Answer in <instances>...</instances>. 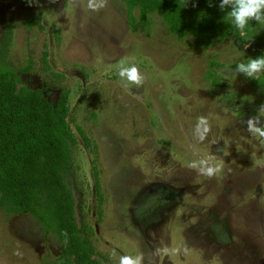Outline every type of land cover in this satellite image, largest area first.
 <instances>
[{"label": "rangeland", "instance_id": "374dc122", "mask_svg": "<svg viewBox=\"0 0 264 264\" xmlns=\"http://www.w3.org/2000/svg\"><path fill=\"white\" fill-rule=\"evenodd\" d=\"M93 3L97 11L88 0H0V49L7 39L4 62L19 71L32 61L22 83L53 104L68 92L76 143L67 181L79 225L94 230L96 257L264 264V137L247 128L249 118L264 126L256 86L264 72L252 79L236 69L264 47V25L251 20L247 44L228 37L205 49L178 39L161 12L133 29L124 0ZM133 67L139 84L127 78ZM200 117L210 127L203 141ZM201 160L222 170L209 177L190 167ZM61 253L34 216L0 206V264H51Z\"/></svg>", "mask_w": 264, "mask_h": 264}, {"label": "trees", "instance_id": "16d2710c", "mask_svg": "<svg viewBox=\"0 0 264 264\" xmlns=\"http://www.w3.org/2000/svg\"><path fill=\"white\" fill-rule=\"evenodd\" d=\"M124 2L133 29L145 27L150 13L161 12L178 39L192 36L205 49L228 37L247 44L254 36L251 20L245 29L247 37L239 34L227 16L233 5H225L221 10L222 0ZM3 44H8V40ZM4 45L0 49V206L11 213L31 214L43 234L57 236L62 253L51 264H104L96 257L93 228L87 230L78 223L75 196L67 181L72 145L76 143L68 122V92L53 104L43 89L22 83L20 74L29 72L32 61L20 71L6 64ZM260 56H264V47L254 49L249 58ZM256 84L264 90V74ZM95 192L101 215L104 195L96 169Z\"/></svg>", "mask_w": 264, "mask_h": 264}, {"label": "clouds", "instance_id": "9594fccd", "mask_svg": "<svg viewBox=\"0 0 264 264\" xmlns=\"http://www.w3.org/2000/svg\"><path fill=\"white\" fill-rule=\"evenodd\" d=\"M29 5L33 2H38V0H27ZM232 4L231 10L228 12L227 16L230 18L234 25L239 30V34L242 37H247L245 29L249 27V21L255 20L259 24L264 25V0H222L220 4L221 10L224 9L225 5ZM211 6V4H210ZM88 7L93 11H97L98 7L94 5L93 0H88ZM100 7H103L101 5ZM237 73H245L248 77L252 79H257L258 75L264 72V56L257 58H249L247 63H239L236 66ZM129 81L140 83L141 76L139 75L137 68L133 67L126 72ZM121 76L125 75V71H121ZM264 111V106L261 108ZM261 121L259 118H249L247 121L248 131L254 135L258 134L264 137V126L257 127ZM203 125V129L200 132L199 139L203 141L206 138L207 133L210 131L207 119L205 117H200L198 121V131L199 126ZM190 167L198 168L199 171L209 177L220 172L223 165L218 164L215 166H210L207 160H201L199 162H193ZM20 255V253H17ZM142 257L137 256L135 258L131 256H122L120 259V264H141Z\"/></svg>", "mask_w": 264, "mask_h": 264}]
</instances>
